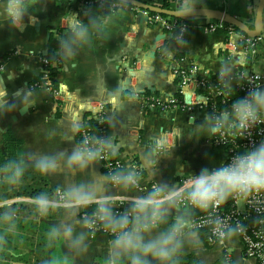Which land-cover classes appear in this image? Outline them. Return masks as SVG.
Segmentation results:
<instances>
[{
	"label": "crops",
	"instance_id": "crops-1",
	"mask_svg": "<svg viewBox=\"0 0 264 264\" xmlns=\"http://www.w3.org/2000/svg\"><path fill=\"white\" fill-rule=\"evenodd\" d=\"M138 1L156 7L161 4V0ZM107 2L115 6L106 15L98 6L34 0L20 30L6 18L7 0H0V92L4 93L0 97V194L16 193L4 201H11L16 208L28 207L12 220L0 222V264H54L59 259L70 260L71 264H106L111 239H90L76 211L53 208L45 214L29 203L31 197L21 194L34 190L41 195L57 189L67 193L74 184L104 181L107 176L97 160L78 171L67 168L63 161L60 168L47 174L37 167L42 158L66 157L79 146L77 134L85 114L95 119L99 108L107 111L103 121L108 122L112 156L121 162V172H136L137 184L143 188L140 193L133 186H112L105 181L102 196L136 199L150 192L151 185L164 191L176 189L202 168L224 164L225 152L213 145L215 137L202 127L211 115L208 106L216 84L211 75H218L224 87L235 92L239 73L264 72V61L246 69L248 54L241 34L208 30L217 21L197 17L185 20L188 28L179 38L166 29L165 23L170 21L155 20L143 13L149 20L141 22L140 10ZM258 3L259 0H185L172 8L225 12L251 26ZM73 17L88 28V37L76 47L74 55L65 57L61 42L70 36L68 25ZM261 31L263 39L264 11ZM43 58L50 62L49 70L55 74L57 95L51 85L31 89L34 80L46 72ZM193 66L207 79V88L196 90L189 86L180 94L175 72ZM259 91L264 92V82ZM146 93L151 103L142 98ZM170 100L175 104L167 109L151 107ZM10 163L24 167L16 183L5 179L10 174L5 166ZM167 213L175 219L184 216L190 220L199 211L181 210L175 205ZM68 224L73 227L74 237L83 234L84 251L74 252L64 239L57 241L52 236L53 228L62 231ZM162 231L156 228L146 233L145 241ZM190 255L200 264H257L244 258L242 245L234 235L222 244L208 245L198 233L185 230L181 248L172 260ZM121 264L130 261L124 257ZM148 264L158 262L149 257Z\"/></svg>",
	"mask_w": 264,
	"mask_h": 264
},
{
	"label": "clouds",
	"instance_id": "clouds-1",
	"mask_svg": "<svg viewBox=\"0 0 264 264\" xmlns=\"http://www.w3.org/2000/svg\"><path fill=\"white\" fill-rule=\"evenodd\" d=\"M26 8L24 0H7L5 5L6 18L20 30L24 27L22 21ZM68 27L70 36L61 42V52L65 57L74 55L76 47L88 37V28L74 17L69 20ZM3 95L0 92V97ZM258 123H264V92L253 90L250 95L236 100L230 111L206 117L202 127L209 135L224 140L228 135H242ZM111 146L108 140H90L86 137L71 154L66 157L46 156L38 162L37 167L47 174L60 168L63 161L72 171L84 170L100 156L102 149H111ZM5 171L10 173L5 179L16 183L22 177L24 167L20 163H10L5 166ZM109 180L124 187L138 183L135 171L117 172L105 177L104 181L74 184L64 198H53L42 193L35 198V203L45 214L53 208L78 209L95 203L96 210L83 220V227L95 231L99 222L105 231L112 234L106 264H121L124 257L128 258L130 264H148L149 257L158 264H169L181 248V240L185 230L190 227V221L180 216L155 238L145 241V234L158 228L165 220L168 209L179 201H187L193 208L206 211L219 207L229 198L241 200L251 193L264 192V143L233 156L219 167L202 168L188 179L184 188L167 190V196L163 199L161 193L164 189L154 187L146 195L136 198L130 210L121 215L115 214L111 202L102 196V184ZM5 217L8 218L7 214ZM217 225V231L223 236L219 222ZM51 234L57 241L64 239L68 242L74 252L85 250L83 234L74 237L71 224L65 225L62 231L53 228ZM54 264H71V261L59 259Z\"/></svg>",
	"mask_w": 264,
	"mask_h": 264
},
{
	"label": "built area",
	"instance_id": "built-area-1",
	"mask_svg": "<svg viewBox=\"0 0 264 264\" xmlns=\"http://www.w3.org/2000/svg\"><path fill=\"white\" fill-rule=\"evenodd\" d=\"M69 1L75 5L83 4L86 7L98 6L102 7L103 3L107 0H61ZM185 0H175L174 4L179 5ZM115 5L111 7L114 8ZM144 14H148L144 12ZM155 20H162L159 16H155ZM165 27L170 32H175L179 38L183 37L187 31L188 25L184 19H175L171 22H166ZM227 27L223 22L217 21L216 23L210 24L208 26L209 31H215L217 28ZM261 40L259 36L256 39L249 38L242 35L243 48L246 54H255V45ZM42 65L46 69L43 74V83H34L31 87L32 90L39 89L43 86H50V75L51 72L50 62L46 59H42ZM176 78L179 81V92L183 93V88L192 86L196 90H201L207 88V79L201 76L200 70L197 67H192L187 71H176ZM240 83L238 84L235 92H229L226 90L213 89L212 97L209 101V112L210 114H220L221 112L230 111L232 104L236 101L234 98L235 93H238L241 98H244L251 94L253 90H259L261 84L264 82V72H251L238 74ZM216 86V84H215ZM224 86V84H223ZM215 88V87H214ZM58 94V89L54 91ZM217 97L219 98L217 100ZM174 101L170 100L166 103H155L151 107H158L162 110L169 108L174 105ZM155 106V107H154ZM107 111L103 108H99L97 113L94 115L95 120L98 122L103 121ZM234 131V130H233ZM80 135L83 140L87 137L91 140L90 134L85 128L80 129ZM100 139L107 140L104 136ZM264 143V123H258L245 131L242 135H228L224 140H220L215 137L213 140V145L217 148L222 149L225 152V162L227 163L231 158L237 154H242L252 148L258 147L259 144ZM99 161L102 169L106 171V176L110 177L112 174L121 172L122 164L119 160H116L112 156L111 149H102L100 156L96 159ZM189 178L185 179L178 188L182 189L186 186V182ZM112 186H118L119 184L112 183ZM157 185H151L149 190L151 191ZM133 190L136 192H143V188L139 187L138 184L133 185ZM66 193L60 189L54 192L53 198H64ZM167 196V191L161 193V198ZM107 198L113 207V211L117 215L124 214L128 212L132 207L133 201L135 199H129L122 196H110ZM20 203L21 201H17ZM23 202V201H22ZM11 201H0V209L4 207L11 206ZM15 203V202H14ZM29 203H35V199H29ZM16 204V203H15ZM228 204V208H226ZM176 207L181 210L188 211H199L197 215H193L190 221V227L186 230L193 232L204 231L206 235V242L209 245L222 244L229 235L236 236L243 248V255L245 259L252 260L257 264H264V192L251 193L245 199L237 200L230 198L229 202H224L219 207L209 208L206 211L193 208L187 201H179ZM56 209H70L67 207H59ZM76 211L79 221L83 224V220L92 216L96 210V204H90L87 207H81L78 209H71ZM217 222L224 235L221 236L217 231ZM87 229V228H86ZM88 237L94 239L98 236H105L109 239H113L111 233L104 230L102 225L97 222L95 231H90L87 229Z\"/></svg>",
	"mask_w": 264,
	"mask_h": 264
},
{
	"label": "trees",
	"instance_id": "trees-1",
	"mask_svg": "<svg viewBox=\"0 0 264 264\" xmlns=\"http://www.w3.org/2000/svg\"><path fill=\"white\" fill-rule=\"evenodd\" d=\"M24 2L27 5L26 10L31 11L33 9L34 0H25ZM174 2H175V0H161L160 7L162 9L169 10V11L173 10L172 6L174 5ZM101 8L103 9L104 14H106V15L109 14L113 10V8H111L109 6L107 1H105L103 3V6ZM149 16L151 18V17H155V16H159V15L149 14ZM159 17L166 20V21H170V22L172 20H175V18H170V17H166V16H159ZM150 24L153 25V23H150ZM216 32L220 33V34H227L228 32H235V33H239V34L243 35L239 30H237L236 28H231V27L217 28ZM49 60H52V59H49ZM261 61H264V38L256 43L255 54L254 55H250V54L248 55V63H247L246 69H251L252 65L254 63L261 62ZM54 78H55V74L51 73L50 83H51L53 90L57 89V82L55 81ZM211 79L216 81V86L214 88L216 91H218V90L228 91L223 86V82L220 80L218 75L212 74ZM43 82H44L43 75H40L38 78H36L34 80L33 83H43ZM175 97L179 101H181V96L176 94ZM142 98L145 101L151 103L152 98L150 97V94L146 93L145 95H142ZM234 98L236 100H238L241 98V96L238 93H235ZM218 99L219 98L217 97V100ZM88 116H89L88 114L84 115L82 123H81L79 131H78V134H77V142L79 145L82 143V137L80 135V129L81 128L87 129V131L90 134L91 140H92V138L100 139L104 136L107 137L108 122L106 121V119L103 122H98L92 117L87 118ZM13 157H14V155H13ZM104 173L107 174L106 171H104ZM15 194L16 193H13L10 195L0 194V201L8 200L12 196H14ZM21 194L27 195V196L34 198V199L40 195V193L38 194V191H34V190H29V191L25 190L24 192H21ZM47 195L53 197L54 191H48ZM228 207H229L228 204H226V208H228ZM26 211H28V207L26 205H19L18 208H16V205H11L10 207L1 208L0 209V222L3 223L4 220H6V221L10 220V219L12 220L14 218V216L18 215L19 213H24ZM5 214H7L8 218L5 217ZM190 218H192V217H190ZM175 220H176L175 217L171 213H167L165 220L159 224L158 228L163 230V231H166L169 228V226L172 223H174ZM198 234L204 240V242L207 243L206 242V235L204 234V231H200V232H198ZM171 264H200V263L195 259L194 256L190 255V256L177 257L176 260H172Z\"/></svg>",
	"mask_w": 264,
	"mask_h": 264
},
{
	"label": "water",
	"instance_id": "water-1",
	"mask_svg": "<svg viewBox=\"0 0 264 264\" xmlns=\"http://www.w3.org/2000/svg\"><path fill=\"white\" fill-rule=\"evenodd\" d=\"M114 1L120 4L130 6L139 12V18L141 22L147 23L149 20L148 16H143V13L146 12L148 14H155L159 16H166L175 19H184L189 20L191 18H205L208 20L220 21L223 22L227 27L236 28L243 35L256 39L262 34V24H263V11H264V0H259L256 9V15L254 19L253 25L249 26L238 20L237 18L225 13L218 12L209 9H180V10H165L161 7L146 5L138 0H107Z\"/></svg>",
	"mask_w": 264,
	"mask_h": 264
}]
</instances>
